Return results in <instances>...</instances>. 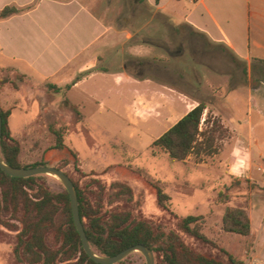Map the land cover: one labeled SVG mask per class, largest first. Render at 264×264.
I'll list each match as a JSON object with an SVG mask.
<instances>
[{
    "label": "rangeland",
    "instance_id": "1",
    "mask_svg": "<svg viewBox=\"0 0 264 264\" xmlns=\"http://www.w3.org/2000/svg\"><path fill=\"white\" fill-rule=\"evenodd\" d=\"M86 1L115 29L132 34L129 41L119 45L122 53L110 52L105 59L99 57L93 69L118 73L125 68L129 75L155 76L157 83L147 85L132 77L109 74L75 88L63 85L60 91H55L47 81L0 65V78L8 76L17 84L8 82L0 86V108L10 111L7 123L11 137L20 146V163L44 162L60 168L87 193L91 202L98 192L93 179L99 180L104 186L103 210L129 211L153 226L176 230L200 253L225 260L228 252L243 264H264L263 173L255 167L251 178L229 172L227 157L236 150L228 149V145L200 163L192 156L173 161L164 150L150 146L180 117L181 113L175 111L182 97L180 91L195 96L201 88L202 66L212 61H232L230 56L208 44L189 26L155 11L144 0ZM141 42L153 44L154 52L149 57L138 58L126 51L127 46ZM164 68L171 69V74L166 71L165 75ZM233 73L244 78L240 65H236ZM18 75H23V79ZM75 78L82 80V74ZM159 80L172 82V90L160 85ZM56 131L75 156L66 148H54ZM44 175L43 181L50 190L59 192L65 188L56 177ZM118 184L129 187L131 195ZM154 184L170 196L169 209L157 203ZM219 193L227 198L221 201ZM226 207L246 210L251 221L248 236L222 229ZM187 215L204 217L202 232L211 243L178 229L177 219ZM15 241L16 231L0 224V264H22L12 252ZM47 241L57 246L52 236ZM124 261L146 264L138 251L130 253ZM154 264L166 263L159 254H154Z\"/></svg>",
    "mask_w": 264,
    "mask_h": 264
},
{
    "label": "crops",
    "instance_id": "2",
    "mask_svg": "<svg viewBox=\"0 0 264 264\" xmlns=\"http://www.w3.org/2000/svg\"><path fill=\"white\" fill-rule=\"evenodd\" d=\"M144 1L155 11L189 26L208 44L230 56L232 61L204 64L201 88L195 96L180 91L182 97L175 111L181 113L180 119L200 101L204 102L205 112L218 117L230 132L223 145L236 150L227 157L229 172L243 178H251L254 167L262 172L264 0ZM6 5H15L22 11L0 18L1 66L13 67L22 74L58 87L71 83L78 74H82V80L76 81L71 88L109 74L132 77L147 85L157 83L155 76L129 75L125 68L118 73L93 69L99 57L105 59L110 52L122 53L119 45L129 41L132 34L115 29L88 1L0 0V10ZM152 45L150 42L135 43L127 46L126 51L131 56L145 58L154 52ZM236 65H240L244 78L233 73ZM164 71L165 75L172 72L167 68ZM179 76L184 77L183 73ZM159 81L160 85L172 90V82ZM261 230L264 239V221Z\"/></svg>",
    "mask_w": 264,
    "mask_h": 264
},
{
    "label": "trees",
    "instance_id": "3",
    "mask_svg": "<svg viewBox=\"0 0 264 264\" xmlns=\"http://www.w3.org/2000/svg\"><path fill=\"white\" fill-rule=\"evenodd\" d=\"M21 11L15 5H6L0 10V18ZM18 77L23 79V75ZM8 82L17 85L8 76L0 78V86ZM75 82L76 78L64 88H70ZM48 86L55 91L62 88L52 84ZM205 108V103L200 101L154 139L151 148L164 150L173 161H184L192 156L195 162L200 163L217 154L223 148L224 141L230 137V132L218 117L205 112ZM9 113V110L0 108L2 160L14 167L50 166L44 162L31 165L20 163V146L11 137L8 128ZM55 134L54 148H66L75 156L64 146L61 133L56 131ZM44 177V174L14 177L0 169V224L16 231V241L12 249L14 258L22 264H100L92 260L83 249L73 222L67 190H50L43 181ZM70 179L76 189L79 215L89 245L99 255L109 257L130 246L143 244L153 254H159L166 264H243L241 259L228 252H225V260L200 253L190 247L176 230L153 226L146 220L135 218L129 211L103 210L104 186L99 180L93 179L98 192L95 201L91 202L87 193ZM118 185L131 195L129 187ZM153 187L157 203L164 209H169L170 196L157 184ZM218 196L221 201L227 198L223 193ZM203 223L202 215H187L177 219L180 231L202 242L211 243L202 232ZM222 229L228 233L248 236L251 232V221L246 210L241 207H226L222 216ZM48 236L53 237L57 246L53 247L48 243ZM113 264L126 263L122 259Z\"/></svg>",
    "mask_w": 264,
    "mask_h": 264
},
{
    "label": "water",
    "instance_id": "4",
    "mask_svg": "<svg viewBox=\"0 0 264 264\" xmlns=\"http://www.w3.org/2000/svg\"><path fill=\"white\" fill-rule=\"evenodd\" d=\"M1 132H2V118L0 114V138H1ZM0 169H2L6 174L14 177H28L33 175L46 174V175H52L57 179H59V181L63 184V186L65 187V189L69 194L73 222L76 230L79 233L83 249L86 252V254L95 262L100 264L117 263L120 260L124 259L126 256H128L130 253L134 251H138L144 256L146 264H154V254L152 250L143 244H136L130 246L120 251L119 253L109 257L99 255L95 251H93V249L89 245L82 221L80 219L75 186L72 180L70 179V177L63 170L54 166H44V165L30 167V168L14 167L6 164L2 160L1 156H0Z\"/></svg>",
    "mask_w": 264,
    "mask_h": 264
},
{
    "label": "built area",
    "instance_id": "5",
    "mask_svg": "<svg viewBox=\"0 0 264 264\" xmlns=\"http://www.w3.org/2000/svg\"><path fill=\"white\" fill-rule=\"evenodd\" d=\"M262 173H263V175H264V167L262 168Z\"/></svg>",
    "mask_w": 264,
    "mask_h": 264
}]
</instances>
